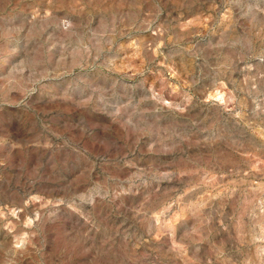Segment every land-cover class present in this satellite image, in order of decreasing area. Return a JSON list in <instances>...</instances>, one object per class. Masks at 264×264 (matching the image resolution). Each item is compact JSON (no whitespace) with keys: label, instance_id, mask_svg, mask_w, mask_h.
I'll use <instances>...</instances> for the list:
<instances>
[{"label":"rangeland","instance_id":"374dc122","mask_svg":"<svg viewBox=\"0 0 264 264\" xmlns=\"http://www.w3.org/2000/svg\"><path fill=\"white\" fill-rule=\"evenodd\" d=\"M0 264H264V0H0Z\"/></svg>","mask_w":264,"mask_h":264}]
</instances>
